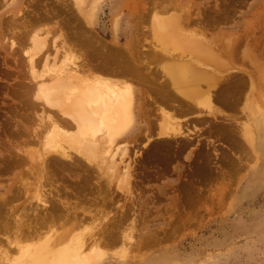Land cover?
Segmentation results:
<instances>
[{"label": "rangeland", "instance_id": "374dc122", "mask_svg": "<svg viewBox=\"0 0 264 264\" xmlns=\"http://www.w3.org/2000/svg\"><path fill=\"white\" fill-rule=\"evenodd\" d=\"M27 7L34 8L39 18H44L47 14L48 20H36L27 25L26 29L23 28L26 22L19 25L23 19L21 13L28 12ZM83 19L90 21L93 33L108 42V45L111 46L115 42L116 46H123L128 52L133 50L142 65L145 60L148 61L146 65L149 66L145 65L144 70H151L156 85H168L167 73L162 69L175 62L184 66H202L203 63L199 61L204 58L208 49L221 57V62L224 61L231 67L221 69L220 72L227 78L232 73V83L235 84V78L240 77L237 80H243L246 76L237 92L234 89L224 91L225 89L220 88L216 91L214 88H208L209 94L217 93L220 96H228L229 101L234 100L233 107L224 105L217 97L210 103L207 86L204 84H200L204 89L203 95L198 97L201 101L200 108L185 112L177 111L178 101L174 96L163 104L155 98V103L147 101L143 104L139 92L135 91L127 135L112 144V147L119 144L118 147L121 148L129 145L132 158L134 153H144L146 163L143 162L140 167L135 166L136 181L131 183V197L123 191L124 188L120 189L119 178L117 181L116 177L108 176L110 173L105 170L106 161L103 162L97 152L92 161L98 162L96 163L101 166L104 175L98 171L99 177L92 178L93 185L99 182L110 201L103 205L104 208L100 206L102 209L100 208L98 219L88 218L90 222L86 220L87 223L74 228L71 233L66 229L67 226H63L59 228L58 235L65 236V239L75 233L85 234L86 230L90 229V233L97 238L100 232L106 233L112 224L117 225L119 229H125L116 230L118 239H115V242H106L103 245L97 243L100 245L99 251L104 254L98 264H142L140 258L145 253L169 246L175 253V258L186 261L187 264H264V150L259 146L254 147V130L247 118L248 112L259 106L260 95L264 91L260 79L261 73L264 72V3L261 0H0V151L3 152L7 147H23L34 152V157L29 158L32 163L34 159L35 163L41 160V156H38L41 147L38 146L40 149L35 150L39 141L35 140L38 138L34 137V132H39L42 127L37 115L42 111L44 113V108L43 104L40 105L41 102L34 100L35 81L29 74L23 50L29 37L34 34L48 43L53 40L57 47H60V33H65L69 28L76 29ZM62 24L70 27L64 28ZM18 28L27 30L24 39H28L15 37L13 32ZM11 41L18 42L16 47L10 46ZM52 51L49 53L52 54ZM248 52H257L253 57L250 56L254 59H249ZM156 53H161L162 56ZM155 54L161 58L158 59ZM257 55L259 59L257 57L254 61ZM149 58L154 59L151 61ZM38 65L40 69L41 64ZM92 71L91 76L99 72H94V69ZM102 75L103 79L114 84L121 85L123 79L124 82L132 83L127 79L125 81L126 77L121 79V75ZM192 87L193 90L196 89V86ZM168 91L172 93V87H169ZM149 95L154 97L153 93ZM204 102L210 103V107H203ZM35 104L40 107L37 108ZM161 108L164 112L162 114ZM46 111L49 112L45 109ZM209 111L216 114V119L209 115ZM175 120L186 126L188 132L191 131L193 141L182 144L181 140L163 143L155 139V130H158L159 124L176 122ZM151 139L153 142H150ZM149 142L153 143L152 146L162 148L158 154L162 153V158L167 157L162 164L157 162V157L146 153L145 148ZM165 152L167 156H163ZM0 157L2 158L1 155ZM125 160L127 162V159ZM237 164L242 167L239 168ZM24 165L27 167L28 163L25 162ZM159 168L164 169L161 171ZM9 170L0 171V202L1 197L7 195V206L16 209L12 211L11 216H16L19 213L24 214L27 210L29 212V204L35 202L37 183L35 178L25 174L27 168H13L11 165ZM19 172L22 176L17 178ZM11 187L17 189L13 190ZM24 207L27 210L23 209ZM91 207L92 212L98 210L95 205ZM104 227L107 230L103 229ZM120 232L122 235H132L133 242H124L123 246L122 242L118 241ZM0 241L5 242L0 244V264H12L19 258L18 245L28 247L36 244L29 240L10 245L5 240ZM108 243L112 246L107 247ZM16 262L26 264L24 259Z\"/></svg>", "mask_w": 264, "mask_h": 264}, {"label": "bare ground", "instance_id": "6f19581e", "mask_svg": "<svg viewBox=\"0 0 264 264\" xmlns=\"http://www.w3.org/2000/svg\"><path fill=\"white\" fill-rule=\"evenodd\" d=\"M26 11L28 12H25V14L21 13L23 19L22 23L20 21L19 24L23 25V23L26 22L23 26L25 29L27 25H30L36 20H48V16L46 14L47 12L44 13L46 14V17L39 18L38 12L34 10V8L27 7ZM89 24L90 21L84 19L82 23H79V27L77 26L76 29L69 28L70 26L62 24L64 28L68 27L69 29H66L65 33H60V47H57L55 41L52 40L51 43H48V41H46L44 38L41 39L37 34L31 35L29 39L26 38L28 39V44L24 48L23 53L27 58L29 74L36 83H34L35 85L33 84V86H35V94L33 96L35 98L34 100L41 102L40 105L43 104L42 108H44V113L41 108L40 111H42L44 115L42 113H38V115L42 114L41 116L36 114L39 118L40 124H42V127L39 132L38 130L34 132V137L38 138V140H35L39 141V144L36 143L38 145L37 149L35 150L38 151V148L41 147V149L39 148L41 152L38 154V156H41V160L39 159V162L36 161L35 163V159L33 158L34 163H32V160L29 158L33 156L34 152L26 150L22 146V149L7 147L3 152L2 150L0 151V155L2 156V158L0 157L2 162V165H0L1 172H9L11 165L13 168H27L25 174L28 173L30 176L35 178L37 183L34 196L35 204H29L30 213L27 212V205V209L25 207L23 208L27 210L24 214L19 213L16 216H11L12 211H16V209L14 210L15 207L7 206L9 202L7 195L5 197H1L0 239L5 240L7 243H9V245L10 243L16 244L20 241L25 242L28 240L36 242L35 245L28 247H21L18 245V248L20 249V256L12 264H22L16 261H21L23 259L26 261V264H98L102 258V255H104L101 253L102 251H99L98 246L103 245L104 243L106 244V242L111 243L115 239H118L115 235L116 230H125L121 228L122 226L120 227L121 229H119L117 225L114 226V224H112L110 227H108L109 230L106 231V233L100 232V234L98 232V234H100V236L97 237L98 239L94 237L96 235L90 233V229H85L87 231L85 234L75 233L65 239V233L63 234L64 237H60L58 235L60 232L59 228H62L63 226H67L66 229H69L71 233V230L74 228L81 227L82 224L84 225V222H86L88 218L91 220L93 218L98 219L102 209L100 206L103 207V205H106L110 201L108 197L106 198V193L102 190L104 188H101L102 185L99 182H95V186L93 185L94 182L92 180L99 177L98 171L101 172V166L99 167V164L97 165L98 162L96 161V163L92 161V157H94L97 152H99L98 156H101L103 162L106 161V167H104L106 168L105 170L110 173L108 176L110 177L112 175L116 177L117 181L119 178L118 184L119 187L121 186L120 189L124 188L123 191L129 196L131 195V183L134 180L136 181L137 171L135 166L138 165L140 167L142 166L141 164L143 162L146 163L144 153H134L135 155H132L134 156L132 158L129 154V145L123 146L122 143L121 145L123 147L121 148L118 147L119 144L116 147H112V144L113 142H116L118 139L122 137L124 138V136L127 135V128L131 119L130 108L135 91L139 92V96L143 104H145L147 101L155 103L154 98L157 100V102H161L163 104V102H167L170 98H172V96H174V98L178 101L177 111L185 112L189 109L191 110L200 106L201 101H199L200 98L198 99V97L203 95L202 93L204 89L201 87L202 84H204L205 87L207 86L206 91L207 95L209 96L208 99L210 103H212L214 98L217 97L218 99L220 98L224 105L226 104L228 107H231L235 102L234 100L230 99L231 97L229 98V101L227 100L228 96H220L217 93L209 94L208 88H214L216 91L220 88L225 89L224 91L234 89L237 92L239 91L240 85L244 83L243 80L246 76L245 74L243 80H237L240 79V77L235 78L233 80L235 81V84L234 82L232 83L230 78L232 73L230 74L229 78L225 77L224 73H221L220 70L228 69L230 66H227V63L225 64L224 61L221 62L219 59L221 57H218L214 52H209L208 49V52H206V50L204 51V53L206 52L207 54L203 53L205 56L202 60L200 59L201 61H199L200 63H203L202 66L199 64L184 66L180 62H175L162 69L165 73H167V86L170 88L172 87V94L170 91H168L169 87L162 85L163 83L156 85L151 70H144V67L149 66L146 65L148 61L145 60L143 62V66L140 61L138 62L133 50L128 52L125 48H122L123 46H116L115 42L114 44L112 43L111 46L108 45V42L106 43V41L102 40L101 37L99 38L93 33ZM13 33L16 38L24 39L25 35L27 34V30L24 31L18 28L17 30H14ZM10 43L11 47H16L18 42L11 41ZM49 50H53L52 52L54 54L52 53V55L49 53L51 52ZM256 53H249L248 56L253 57L256 55ZM156 54L155 57H157ZM221 55L223 54L221 53ZM257 57L259 59V55L255 56L254 61L257 60ZM157 58L160 59L159 56ZM38 64H41L40 69ZM93 69L94 72L96 70L99 72L98 74L91 76ZM100 72L109 74L111 76L112 74H116L114 76L121 75L123 76L121 79L126 77L125 81L129 80L132 83L124 82V79L121 85L111 83L109 80L103 79V73L101 74ZM241 73H239V75L242 76L243 74ZM106 76L108 77V75ZM159 81L156 82L159 83ZM136 84L138 87H136ZM193 85L196 86V89L194 90L192 89ZM150 93H153L154 97H150ZM25 96L27 97V95ZM23 103L25 102L23 101ZM210 103H208V105ZM25 105L27 106L28 104L25 103ZM35 105L37 108L40 107H38L37 104ZM155 105L156 104L153 106L155 107ZM163 106L165 107V105ZM30 107L28 109H30ZM45 109H47L49 112H45ZM156 111H158V109ZM162 113L164 112L161 108V114ZM209 115L212 116L213 119H216V114H213V112L209 111ZM23 116H25V114ZM179 120L181 121V119ZM22 124L23 123H21V125ZM154 124L157 128L156 123ZM154 124L153 128H155ZM185 127L177 121L166 122L164 124L161 123V125L159 124V127L157 128L158 130H155L157 131L155 132L157 135L155 139H159L158 141L161 140L163 143L181 140L182 144H187L193 139V137L191 136V131L188 132ZM150 128L152 129L151 126ZM22 129L25 130V128ZM144 131L146 132L145 129ZM192 134L196 135L195 133ZM151 135H153V133ZM142 137L143 136L141 135V138ZM137 139H135V141H137ZM151 141L152 139L150 142ZM150 142L146 145V153L148 155L151 154L152 157H157L159 159L158 160L156 158L157 162L159 161L161 162L160 164H162L164 159L167 157L162 158V153L158 154L162 148L156 147V145L152 146L153 143ZM175 147H177V144ZM163 156H167V152H165ZM172 157L174 156L172 155ZM101 158H99L100 162ZM125 159H127V162H125ZM196 161H198V159ZM25 162L28 163L27 167L24 165ZM238 166L239 168L242 167L241 164ZM207 167L206 169H208ZM209 167L211 168V166ZM218 167L220 168V166ZM102 169L104 170L103 167ZM163 169L164 168H162L161 171H163ZM101 175H104V172H101ZM21 176V172L16 175L17 178H20ZM13 185L15 186L14 183ZM24 186L26 189V185ZM14 188L17 189V187ZM94 205L95 207L97 206L98 210L92 212L93 209L91 206L94 207ZM2 210H4V212H1ZM28 214L31 215L29 216ZM87 222L90 221L87 220ZM103 229H105V227ZM86 234L88 236H86ZM119 239L120 240L118 241H121L122 245L125 246L123 243L128 241L130 242L132 240V235L129 233H123L122 235L121 233V237H119ZM2 243L4 244L5 242L0 241V244ZM108 245L110 244L108 243L106 246L108 247ZM106 246L104 248H106ZM110 246H112V244Z\"/></svg>", "mask_w": 264, "mask_h": 264}, {"label": "clouds", "instance_id": "9594fccd", "mask_svg": "<svg viewBox=\"0 0 264 264\" xmlns=\"http://www.w3.org/2000/svg\"><path fill=\"white\" fill-rule=\"evenodd\" d=\"M264 3V0H261ZM261 83L264 85V72L261 73ZM249 123L252 125L255 135V146L264 150V91L260 95V104L247 114ZM142 264H187L186 261L175 258L171 247H161L153 252L141 256Z\"/></svg>", "mask_w": 264, "mask_h": 264}, {"label": "snow or ice", "instance_id": "6c2138e0", "mask_svg": "<svg viewBox=\"0 0 264 264\" xmlns=\"http://www.w3.org/2000/svg\"><path fill=\"white\" fill-rule=\"evenodd\" d=\"M203 107H210V105H208L206 102L202 103Z\"/></svg>", "mask_w": 264, "mask_h": 264}]
</instances>
